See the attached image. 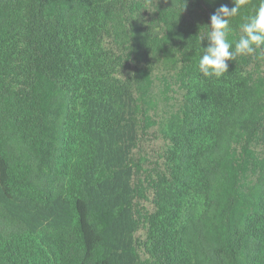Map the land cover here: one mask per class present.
<instances>
[{
    "label": "trees",
    "instance_id": "16d2710c",
    "mask_svg": "<svg viewBox=\"0 0 264 264\" xmlns=\"http://www.w3.org/2000/svg\"><path fill=\"white\" fill-rule=\"evenodd\" d=\"M221 6L0 0V264H264V52L202 76Z\"/></svg>",
    "mask_w": 264,
    "mask_h": 264
},
{
    "label": "clouds",
    "instance_id": "9594fccd",
    "mask_svg": "<svg viewBox=\"0 0 264 264\" xmlns=\"http://www.w3.org/2000/svg\"><path fill=\"white\" fill-rule=\"evenodd\" d=\"M247 0H233L234 7L229 9L221 6L210 17V26L200 43L207 40V48H202V55L198 61V69L203 77L220 78L228 71V62L234 61L237 56L252 55L258 49L264 52V0L259 4L253 15L246 17L240 26L241 35L237 41L230 42L229 18L239 14L240 8ZM264 59V56L259 57Z\"/></svg>",
    "mask_w": 264,
    "mask_h": 264
},
{
    "label": "rangeland",
    "instance_id": "374dc122",
    "mask_svg": "<svg viewBox=\"0 0 264 264\" xmlns=\"http://www.w3.org/2000/svg\"><path fill=\"white\" fill-rule=\"evenodd\" d=\"M157 140H159V139H157ZM157 140H155V142H157L158 143V141Z\"/></svg>",
    "mask_w": 264,
    "mask_h": 264
}]
</instances>
